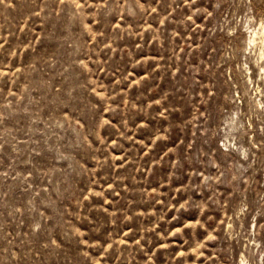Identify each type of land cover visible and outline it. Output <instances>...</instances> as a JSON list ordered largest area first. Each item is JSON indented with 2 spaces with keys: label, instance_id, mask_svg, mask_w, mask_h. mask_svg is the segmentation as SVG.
<instances>
[{
  "label": "rangeland",
  "instance_id": "rangeland-1",
  "mask_svg": "<svg viewBox=\"0 0 264 264\" xmlns=\"http://www.w3.org/2000/svg\"><path fill=\"white\" fill-rule=\"evenodd\" d=\"M0 264H264V0H0Z\"/></svg>",
  "mask_w": 264,
  "mask_h": 264
}]
</instances>
